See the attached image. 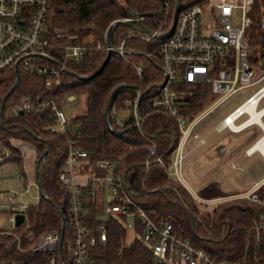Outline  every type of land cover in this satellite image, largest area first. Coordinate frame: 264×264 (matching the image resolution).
Wrapping results in <instances>:
<instances>
[{
  "label": "trees",
  "instance_id": "1",
  "mask_svg": "<svg viewBox=\"0 0 264 264\" xmlns=\"http://www.w3.org/2000/svg\"><path fill=\"white\" fill-rule=\"evenodd\" d=\"M181 10L202 5L205 0H186ZM168 3L167 17L159 14L163 4ZM176 0H49L45 36L50 45V54L61 62L63 46L80 47L83 50L78 62L64 64L61 84L44 88V78L19 75V83L7 99L3 109L5 129L2 140L12 149L10 162L19 164L17 151L10 140L33 146L41 184L39 202L28 208L29 226L26 229L35 235L46 232L61 233L65 224V244L70 237L68 231V197L58 173L66 155L67 139L87 152L90 159L119 161V170L124 183L132 194L133 201L144 211L154 212V219L168 221L173 233L189 240L195 247L205 250L215 261L237 264H264V209L259 204L246 200H233L218 204L207 210L198 204L177 180L170 177L167 168L180 133L175 121L162 111L149 107L148 99L155 92H147L162 81L159 43L144 42L145 31L155 32L163 23L167 30L172 22ZM264 8V0H255L251 33L257 34L256 22ZM130 13L134 17H130ZM141 18L133 28L119 26L112 38V55L101 73L107 56L106 31L109 26L126 18ZM124 42L125 53L120 57L115 49ZM140 66V76L135 73ZM67 72V73H66ZM12 69L0 73V100L15 84ZM139 88L143 96L139 105V121L128 120L117 127L107 119L104 111L112 92L120 87ZM187 91L188 105L184 113L189 119L200 114L213 99L210 88L204 84L183 85ZM41 95L61 108L67 97L84 95L85 108L81 115L68 120L76 128L68 134H51L42 127L48 118L33 115L11 116V106L26 98ZM132 97L129 90L122 91L114 103L120 111ZM33 135L38 139L36 140ZM154 146V153L149 148ZM47 147L49 150L45 153ZM161 161V163L158 162ZM260 201H264V185L257 190ZM201 199L222 198L214 184L202 188ZM231 196V195H230ZM99 195L87 197L88 221H96L101 207ZM106 243L96 245L92 257L95 264H155L152 253L135 238L126 241V231L120 220L109 218L105 222ZM260 238L255 241V230ZM140 234V230H137ZM24 234V233H23ZM44 256L19 253L14 242L6 238L0 246V264H42Z\"/></svg>",
  "mask_w": 264,
  "mask_h": 264
},
{
  "label": "built area",
  "instance_id": "2",
  "mask_svg": "<svg viewBox=\"0 0 264 264\" xmlns=\"http://www.w3.org/2000/svg\"><path fill=\"white\" fill-rule=\"evenodd\" d=\"M49 0H0V73L12 69L14 75L40 76L44 78V88L58 87L64 64L78 62L83 50L75 46H63L61 62L50 54V45L45 36L47 5ZM255 0H205L202 5H195L181 10L173 32L163 35V23L150 35L142 34L144 42L159 41L162 81L149 91L155 92L148 99L151 109L162 111L172 118L180 133L173 151L172 160L167 168L170 177L182 182L181 168L186 157L184 149L190 137L203 145L204 140L193 133L197 124L236 94H243L247 89L264 80V8L256 22L257 34L251 33L254 27L252 18ZM168 3L159 9V14L167 17ZM141 22V18H126ZM171 25V24H170ZM120 57L124 56V42L115 49ZM259 61L260 67L255 72L249 61ZM140 76V66L134 68ZM204 84L216 97L204 110L189 119L184 113L188 105V93L183 85ZM139 88H135L127 106L118 111L112 106L110 119L117 127L131 120L138 125L139 105L142 99ZM264 97V84L245 102L225 116L217 131H234L242 127L235 123L247 110L246 106L256 107ZM67 97V103L74 101ZM1 102V100H0ZM5 105V104H4ZM4 109V107H3ZM33 115L48 118L44 128L51 134H68L76 127L65 117L62 108L47 97L41 95L26 98L11 106V116ZM3 115V111H2ZM1 115V117H2ZM123 115V116H121ZM235 115L228 123V119ZM234 127V128H233ZM5 129L3 117L0 120V167L10 162L12 154L2 140ZM19 156L20 163L14 185H8L0 178V246L10 238L19 253L42 255V264H95L92 253L96 245L106 243V219L121 221L125 231L131 230L142 244L152 253L155 264H237L229 261H215L203 249L195 247L189 240L176 236L168 221L154 219V212L142 210L132 199L119 170V161L90 159L87 152L81 150L76 142L67 139L66 155L58 173V181L64 187L68 197L67 224L70 237L64 240V232H46L35 235L26 231L29 226L27 210L36 205L40 190L36 184V152L33 146L24 142L10 140ZM154 153V146L149 148ZM161 163L160 160H158ZM34 188L33 198L30 189ZM255 187L251 192L214 199H201L196 193L191 197L205 209L233 200H246L259 204L264 209ZM104 190L107 191V206L104 202ZM99 195L97 199L101 210L95 216L96 221H88L89 209L87 197ZM34 199L27 204L24 197ZM101 215L100 218L97 216ZM23 218L19 226L15 218ZM65 226V224H64ZM264 226V224H263ZM140 230V234L137 230ZM24 233V234H23ZM260 238L259 229L255 230V241ZM39 264V263H38Z\"/></svg>",
  "mask_w": 264,
  "mask_h": 264
},
{
  "label": "crops",
  "instance_id": "3",
  "mask_svg": "<svg viewBox=\"0 0 264 264\" xmlns=\"http://www.w3.org/2000/svg\"><path fill=\"white\" fill-rule=\"evenodd\" d=\"M263 84L264 80L241 94L244 96L243 99L230 112L245 102ZM249 111L238 119L237 125H244L237 130L229 131L224 129L217 131L216 128L219 126L220 121L211 130L203 131L204 144L202 146L198 145L194 140L188 143V140L185 149L188 145L189 149L186 152L184 149L185 155L188 156L193 151L198 155V152L203 150V167L201 169L196 168L195 171L193 170L199 176L198 181L200 185L196 191L191 190L188 184L182 180L187 190L198 195L202 188L204 189L206 186L214 184L223 195L230 196L243 192H251L255 187L264 185V153L259 149H254L261 142V148L264 151V97L258 101L254 109ZM252 114L256 115L257 121L250 122ZM198 158L201 159V156H195L193 161ZM237 165L242 166L244 172L245 170L248 171V180L252 181V183L249 185L242 181V179H238L239 181L235 179L237 184L235 183L233 187L224 188L223 184H226V180H228L225 179L227 175H224L225 167L227 166L230 170Z\"/></svg>",
  "mask_w": 264,
  "mask_h": 264
},
{
  "label": "rangeland",
  "instance_id": "4",
  "mask_svg": "<svg viewBox=\"0 0 264 264\" xmlns=\"http://www.w3.org/2000/svg\"><path fill=\"white\" fill-rule=\"evenodd\" d=\"M187 2L188 1L185 0L183 2V4H186ZM153 42H157V44L160 43L159 41H156V40H154ZM249 61L251 64H254L253 69L255 72H257L258 67H260V62L259 61H253L251 55L249 56ZM243 97L244 96L241 94H236L232 98H230L228 101H226L225 103H223L222 105L217 107L212 113H210L208 116H206L204 119H202L197 124V126L193 130V133H197L200 137L203 138V131H207L208 129L211 130L213 126L218 124L228 113H230V111L235 106H237L241 102ZM74 98L75 99L73 102L67 103V100H66V102L63 103L61 106L63 113L68 120L74 119L76 116L81 115L84 111V108H85V97H84V95H79L77 97L74 96ZM215 99H216V97H213V99H211L210 103L212 101H214ZM121 116H123V115H121ZM235 124L237 125L238 122H236ZM192 140L193 139L190 137L188 143L192 142ZM191 144H193V143H191ZM188 149H189V145L186 147L185 152ZM202 153H203V150H200V152H198V155H196V153L193 151L190 155L185 157L183 164H182V168H181L182 180H184L186 182V184H188L190 189L194 190V191H196V189H198V186L200 185V183L198 181L199 176H197L194 173V171L196 168L201 169L203 167V161H202L203 155H202ZM195 156H199V157L201 156V159L198 158L197 160L193 161ZM18 168H19V166L17 164L8 163V164L3 165L2 167H0V178L3 179L4 181H6L8 183V185H11V186L14 185L15 181L13 180V177L16 175ZM230 170L227 166L225 167V171H224L225 174L224 175H227V177L225 179H228V180H226V184H223L224 188L225 187L228 188L231 186L233 187V185L235 183L237 184L236 180L239 181L240 179H242V181H244L246 184L250 185L252 183V181L248 180L249 179L248 178L249 177L248 171L245 170V172H244V169L242 168V166L237 165V166H235V168H231ZM30 193H31V196L33 198L36 197V191L34 188L30 189ZM106 193H107V191L104 190V195H106ZM107 198H108L107 195L104 196V202L101 203L102 204L101 206L104 208L107 206ZM24 201L27 204H30V203L34 202V199H32L28 196H25ZM211 208L212 207H210V209ZM207 210H209V209H207ZM97 217L100 218L101 215H98ZM2 220H3V217L1 216L0 221H2ZM134 240H135L134 232L131 230H128L126 232V241L132 242Z\"/></svg>",
  "mask_w": 264,
  "mask_h": 264
},
{
  "label": "water",
  "instance_id": "5",
  "mask_svg": "<svg viewBox=\"0 0 264 264\" xmlns=\"http://www.w3.org/2000/svg\"><path fill=\"white\" fill-rule=\"evenodd\" d=\"M181 3H182V0H176L175 2V6H174V11H173V15H172V22H171V25H170V28L167 30V32L163 35V37H167L168 35H170L174 28H175V25H176V22H177V18H178V15L181 11ZM130 17H134V14L130 13L129 14ZM133 25H134V22L132 20H120V21H116L114 23H112L109 28L107 29L106 31V40H107V56H106V59L102 65V67L100 68V70L95 74V75H98L99 73H101V71L103 70V68L107 65L109 59L111 58V55H112V52H113V49H112V38H113V33H114V30L119 27V26H124V27H127V28H133ZM145 34L147 35H150L151 33L148 32V31H145L144 32ZM67 73V72H66ZM19 83V79L18 77H16V80H15V84L12 86V88L10 89V91L6 94V96L1 100L0 102V120L2 119L1 115H2V111H3V107H4V104L5 102L7 101V99L10 97L11 93L15 90V88L17 87ZM135 88H127L126 86H120L118 88H116L109 100H108V103L106 105V108H105V111H104V117L105 119H107V116H108V112L111 110L112 106L114 105L115 101H116V98L118 97V95L124 91V90H129L131 92H133ZM152 88L148 89L147 92H149ZM33 137L38 140L34 135ZM49 150V147H47L45 153H47V151ZM36 184L39 188V190L41 189V184H40V181H39V175L38 173L36 174ZM41 194V192H40ZM23 218L21 216H17L15 218V225L16 226H19L22 222ZM64 221L62 222V229H61V233L63 234L64 232Z\"/></svg>",
  "mask_w": 264,
  "mask_h": 264
},
{
  "label": "bare ground",
  "instance_id": "6",
  "mask_svg": "<svg viewBox=\"0 0 264 264\" xmlns=\"http://www.w3.org/2000/svg\"><path fill=\"white\" fill-rule=\"evenodd\" d=\"M247 110V111H249V110H251V109H253V107L252 106H246V107H244L242 110ZM250 112V111H249ZM235 117V115H232L229 119H228V123L232 120V118H234ZM250 121V120H249ZM254 121H257V117H256V115L254 116L253 114H252V118H251V121L250 122H254ZM234 128V127H233ZM254 149H259V150H261L263 153H264V151L262 150V148H261V142L259 143V144H257L255 147H254Z\"/></svg>",
  "mask_w": 264,
  "mask_h": 264
}]
</instances>
